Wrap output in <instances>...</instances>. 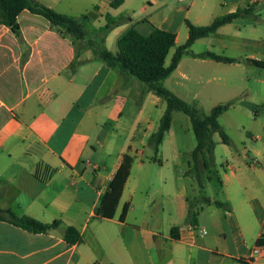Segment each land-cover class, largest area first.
Wrapping results in <instances>:
<instances>
[{"label": "crops", "instance_id": "0c3cea01", "mask_svg": "<svg viewBox=\"0 0 264 264\" xmlns=\"http://www.w3.org/2000/svg\"><path fill=\"white\" fill-rule=\"evenodd\" d=\"M36 1L69 17L89 15V29L102 28L109 16L115 23L104 47L112 53L131 29L142 36L155 29L173 33L175 47L165 65L187 39L185 22L202 27L246 10L190 48L233 63L184 55L161 85L208 111L217 106L212 99L228 102L244 82L264 90V68L248 62H264V0H122L116 7L115 0ZM17 23L19 36L0 25V209L60 224L34 234L0 221V264H264V244H257L264 236V126L257 134L250 130L251 142L229 151L220 164L223 200L203 196L212 180L204 172L210 170L199 161V191L187 174L195 144L181 152L172 120L156 154L148 144L158 122L151 120L152 106L162 99L106 67L84 44H76L83 62L72 71L71 39L43 17L23 10ZM262 96L256 111L264 118ZM124 155L133 158L129 177L114 217L102 218L96 214L99 200ZM190 203L197 211L195 227L187 220ZM124 204L127 212L119 220ZM66 227L76 229L81 241L68 244ZM255 247L260 251L251 255Z\"/></svg>", "mask_w": 264, "mask_h": 264}, {"label": "trees", "instance_id": "16d2710c", "mask_svg": "<svg viewBox=\"0 0 264 264\" xmlns=\"http://www.w3.org/2000/svg\"><path fill=\"white\" fill-rule=\"evenodd\" d=\"M122 0H115L111 6L116 7ZM28 10L31 14L43 17L49 27L60 36L69 37L75 47V57L70 64L74 71L83 61L78 60L79 47L76 44L83 45L91 51L92 57L101 61L106 67L126 73L133 77L142 85H145L155 96L162 99L165 104L164 111L160 116L155 131L150 135L148 144L154 154L159 150L166 131L169 130L173 112H181L189 119L191 130L195 138V147L191 153V168L187 174L195 177L199 191L202 189L200 180L199 161L202 160V167L207 169L208 162L211 160L214 143L211 139L212 134L217 133L222 144L228 145L229 138L221 129L218 119L226 111V106H215L207 115L199 116L194 106L176 97L161 85V81L166 79L176 68L179 60L184 55H191L200 59H209L217 63L231 64L233 59L219 56L213 52H203L192 54L190 48L193 43L201 38L213 35L216 30L235 19L247 14V11H236L222 17L215 18L209 25L196 27L188 22L185 25L188 30L186 41L176 47L168 65H165V59L169 51L175 47V34L155 29L147 36L140 35L137 31L131 29L127 31L117 41V50L115 53L108 51L104 47V39L115 23L109 16L105 17L106 24L100 29H89V15H81L79 18H73L58 14L50 8L39 4L36 0H0V25L8 27L16 36L20 35L19 25L17 23L18 15ZM248 62L258 68H264V62L248 60ZM207 156V159H206ZM133 158L124 155L119 167L113 175L108 191L100 198L96 214L102 218L111 219L119 204L124 185L129 177ZM202 204H210L208 198L199 195ZM215 206H222L220 202H213ZM128 205L122 207L119 220H124ZM197 211L193 203L189 204L187 220L192 227L196 226ZM0 221L8 222L24 231L34 234L46 233L56 229L60 222L42 223L34 218L17 215L13 211L0 209ZM174 228H172V231ZM64 240L68 244H75L81 241L78 231L72 227H66L64 231ZM257 244H264V236L257 240Z\"/></svg>", "mask_w": 264, "mask_h": 264}, {"label": "rangeland", "instance_id": "374dc122", "mask_svg": "<svg viewBox=\"0 0 264 264\" xmlns=\"http://www.w3.org/2000/svg\"><path fill=\"white\" fill-rule=\"evenodd\" d=\"M254 73H256V76H254V78L257 80V68ZM244 83V87L242 85V89L236 91L232 99H230L228 102L217 101L219 99L223 100V97H217L210 101L214 104L217 103V106L220 105L227 107L226 111L219 117L218 123L223 132L227 135L228 138H231L234 143V145H228L227 147L220 142V138L217 133L212 134L211 139L214 143V147L211 154L212 158L208 162V169L210 170V174L204 172V176H211L212 180L210 182H206V188L204 189V192L201 193V195L213 198L218 201L223 200V196L217 181L218 178H220L223 174L220 164L224 163L225 160H229V151H233L235 147H238L241 144L251 142L248 139V132L250 130L256 132L257 134V132L262 129V126H264V118L260 117L256 111L257 102L261 97H263L262 95L264 93V90L257 88V82L254 83L253 80L250 81L249 84L247 82ZM239 97L242 98L240 102L238 101L240 99ZM210 102L208 104L211 105ZM251 104L254 105L249 109L242 108V105L251 106ZM193 106L198 111L199 116H204L209 113V107H206L203 110L199 107H196L195 105ZM164 108L165 106L163 102H160L157 108H154L152 106L151 120L153 122L158 121L164 111ZM173 113L174 116L172 118V130L181 136L180 140L183 144L181 152L183 153L185 152L186 147H190L191 145L195 144V138L192 133L187 116H185L181 112Z\"/></svg>", "mask_w": 264, "mask_h": 264}, {"label": "built area", "instance_id": "2783aa9c", "mask_svg": "<svg viewBox=\"0 0 264 264\" xmlns=\"http://www.w3.org/2000/svg\"><path fill=\"white\" fill-rule=\"evenodd\" d=\"M178 1H182V0H178ZM259 0H253L252 2L253 3H256V2H258ZM202 233L204 234L205 232L204 231H202ZM259 248L258 247H255V248H253V250L251 251V255H255V254H258L259 253Z\"/></svg>", "mask_w": 264, "mask_h": 264}]
</instances>
